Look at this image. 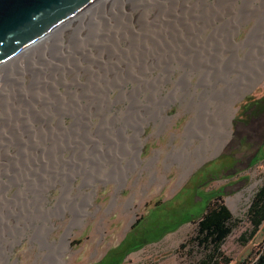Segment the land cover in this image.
Listing matches in <instances>:
<instances>
[{"label": "rangeland", "instance_id": "1", "mask_svg": "<svg viewBox=\"0 0 264 264\" xmlns=\"http://www.w3.org/2000/svg\"><path fill=\"white\" fill-rule=\"evenodd\" d=\"M96 6L0 69V264H92L158 201L122 263L197 264L180 243L219 194L245 262L264 240L239 241L264 179V0Z\"/></svg>", "mask_w": 264, "mask_h": 264}, {"label": "trees", "instance_id": "2", "mask_svg": "<svg viewBox=\"0 0 264 264\" xmlns=\"http://www.w3.org/2000/svg\"><path fill=\"white\" fill-rule=\"evenodd\" d=\"M263 101L264 97L257 99L254 104L258 105L260 104L259 102ZM220 197L221 195H218L214 202L207 204L203 214L195 219L196 227L193 233L180 243L181 249H184L189 244L201 249L202 257L197 264H229L232 260L230 256L224 253L222 246L227 236L231 235L234 228L239 224V220L234 217L230 207L220 200ZM246 216L249 228L245 229L239 236V241L242 244H246L264 227V179L252 197ZM145 243L146 241H143L141 244L125 250L118 262L130 250L139 248ZM244 263L264 264V240L256 252L248 257Z\"/></svg>", "mask_w": 264, "mask_h": 264}, {"label": "water", "instance_id": "3", "mask_svg": "<svg viewBox=\"0 0 264 264\" xmlns=\"http://www.w3.org/2000/svg\"><path fill=\"white\" fill-rule=\"evenodd\" d=\"M95 0H0V62Z\"/></svg>", "mask_w": 264, "mask_h": 264}, {"label": "bare ground", "instance_id": "4", "mask_svg": "<svg viewBox=\"0 0 264 264\" xmlns=\"http://www.w3.org/2000/svg\"><path fill=\"white\" fill-rule=\"evenodd\" d=\"M106 1H108V0H95V1H93L87 7H85L84 9L79 11L78 13L74 14L69 19H67L66 21H64L60 25H58L57 27L53 28L52 30H50L49 32L44 34L43 36L39 37L38 39H35L34 41L30 42L26 46L22 47L21 49H19L18 51H16L12 55H10L9 57H7L3 61H1L0 62V69H2L5 65H7L8 63H10L13 60L22 59L26 55L28 50H30V48H32V47H34V46H36L38 44H41V43H43V44L47 43L54 34H57L58 32H66V30L69 29V27H71V25L76 20H81L84 17H86V15L89 14L91 12V10L94 9V6L99 5L101 3H106ZM228 83H229V80H228ZM241 84L244 85V83H241ZM240 89L241 90H239L238 97L241 94H244L248 90V88H244L242 85L240 86ZM233 107L234 106L231 105V107L229 108V112L231 113V115H233V113L235 111ZM230 123L231 122L228 123L229 128H230ZM229 128H228V133L227 134H222L220 140L218 141V144H217L215 152H218L219 150H221V148L225 144L226 140H228V138L230 137L231 131H230ZM206 129L209 130V132L212 131V129L209 126H207ZM207 130H206V132H207ZM130 204L133 205L132 199L130 200ZM65 241L67 243L66 244L67 248L70 250V239H69V235L68 234H66Z\"/></svg>", "mask_w": 264, "mask_h": 264}, {"label": "flooded vegetation", "instance_id": "5", "mask_svg": "<svg viewBox=\"0 0 264 264\" xmlns=\"http://www.w3.org/2000/svg\"><path fill=\"white\" fill-rule=\"evenodd\" d=\"M260 151H261V149H258L257 153H255L254 156H252V158H251V160H250L251 163H252L253 161H255V160L258 159L257 155H258V153H260ZM185 187H186V186H185ZM185 187H184V188H185ZM184 188L182 189L181 192H179L178 196L183 192ZM219 195H220V194H219ZM216 197H217V196H216ZM178 199H179V198H178ZM193 202H195V201H193ZM167 203H171V202H167ZM167 203H161L160 201H158L156 204H154L153 206H151L148 215L151 213V210H153L158 204L167 205ZM184 203L186 204L187 202H184ZM172 204H173V203H172ZM185 204H182L181 207L184 206ZM174 205H175V204H174ZM174 205H173V207H171V208H173V210H175V208H177L178 206H180V205H178V206H176V205L174 206ZM148 215H146V216H148ZM146 216H144L143 218L139 219V221H137V219H136V217H135V215H134L133 218H132V221H131V223H130V227L135 223V221H137V223H136L134 226H132L133 228H131L130 231L126 232L125 236L121 239V241H120L117 245H115V246L109 248V249L107 250V252H106V253H105V254H104L99 260H97L96 262H94V263H92V264H123L122 262L124 261L125 257H126L130 252H132V251H134V250H137V249H140V248L143 247L146 243H148L149 241H148V242L146 241V243H145L143 246H141V247H139V248H135V249L130 250V251L124 256V258H123L120 262H118V260L120 259L122 253H124L125 250H127V249L130 248V247L137 246V245H139V244H141V243L143 242V241H141V242L138 241V242H137V241L135 240V237H134V236H136L135 234H137L136 226H137V225L140 223V221H141L142 219H144Z\"/></svg>", "mask_w": 264, "mask_h": 264}, {"label": "crops", "instance_id": "6", "mask_svg": "<svg viewBox=\"0 0 264 264\" xmlns=\"http://www.w3.org/2000/svg\"><path fill=\"white\" fill-rule=\"evenodd\" d=\"M241 258L242 256H240L239 259L236 257H232V260L229 264H245ZM140 263L141 264H177V259L174 256L164 257V258L161 256L156 259L152 257V259L150 260L147 259V255H144Z\"/></svg>", "mask_w": 264, "mask_h": 264}]
</instances>
